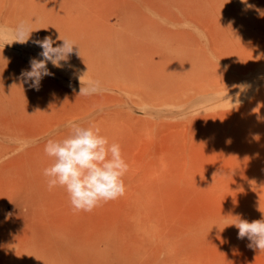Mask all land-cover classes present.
I'll return each mask as SVG.
<instances>
[{"label":"rangeland","instance_id":"rangeland-1","mask_svg":"<svg viewBox=\"0 0 264 264\" xmlns=\"http://www.w3.org/2000/svg\"><path fill=\"white\" fill-rule=\"evenodd\" d=\"M41 32L78 48L37 90ZM69 121L129 165L91 212L43 175ZM262 216L264 0H0V264H264Z\"/></svg>","mask_w":264,"mask_h":264},{"label":"clouds","instance_id":"clouds-1","mask_svg":"<svg viewBox=\"0 0 264 264\" xmlns=\"http://www.w3.org/2000/svg\"><path fill=\"white\" fill-rule=\"evenodd\" d=\"M33 31L25 24L18 28L21 39L17 42L26 43ZM27 35V39L23 37ZM62 44H56L52 36H45L36 40L42 51V59L32 58L30 70L22 71L21 76L25 82L31 81V87L39 90L40 82L45 76L53 75L47 64L54 67H63L74 52V41L69 38L57 37ZM79 55V49H78ZM97 90L94 82L88 87H81L79 95H89ZM239 101H237V104ZM69 134L63 139H49L44 147L47 156L53 158V163L43 170L48 178L49 190L62 187L69 196L74 211L91 212L102 203L115 200L125 194L124 176L129 165L122 156L118 143H109L108 139L100 134L99 128L82 127L69 121L66 125ZM232 224L238 229V239L248 238L249 248L264 251V216L259 220H248L237 217Z\"/></svg>","mask_w":264,"mask_h":264},{"label":"bare ground","instance_id":"bare-ground-1","mask_svg":"<svg viewBox=\"0 0 264 264\" xmlns=\"http://www.w3.org/2000/svg\"><path fill=\"white\" fill-rule=\"evenodd\" d=\"M15 1V0H14ZM23 1H25V0H23ZM16 3H19V1H16ZM201 7V6H200ZM216 7H218V6H216ZM207 8V7H206ZM25 20V19H24ZM25 22H26V20H25ZM34 36L36 37V38H38V39H40V38H44L45 37V35H44V33H39V34H37V33H35L34 34Z\"/></svg>","mask_w":264,"mask_h":264}]
</instances>
